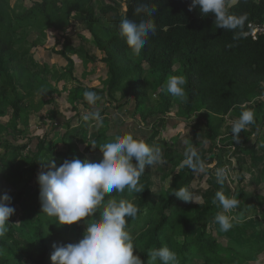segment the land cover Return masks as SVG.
<instances>
[{"label":"trees","instance_id":"obj_1","mask_svg":"<svg viewBox=\"0 0 264 264\" xmlns=\"http://www.w3.org/2000/svg\"><path fill=\"white\" fill-rule=\"evenodd\" d=\"M140 2H147L150 8H156L152 18L157 30L150 35L140 55L133 56L125 38L120 34L121 18L113 17L107 23H100L93 8V0H39L20 13L10 9L8 0H0V73L5 76L4 83L14 94L10 103L14 119L19 118L22 108L18 89L34 90L38 82L36 71H30L19 61L17 29L24 23L30 26L36 22L49 27L62 26L67 24L72 13L85 22L96 48L102 54L99 60L107 65V96L113 98L116 93H120L122 97L132 98L138 118L147 120L166 114L177 97L169 94L165 85L170 77L176 75H183L188 81L185 97L181 99L185 105L182 109L184 113L202 108L213 116L220 117L235 108L243 111V106L253 98L256 89L264 84V35L256 40L246 35L249 23L264 19V0H239L231 11L236 15L245 14L247 20L242 29L235 31L216 28L214 16H202L198 8L189 11L191 0ZM137 3L138 0H125L124 16L134 20L144 18L142 14L135 13ZM112 9L113 7H106L102 12L107 14ZM59 52L72 66V59L64 51ZM85 57L96 60L90 54H85ZM151 95L157 97L155 105L148 104ZM255 108L264 121V103L259 102ZM206 127L213 135H219L210 121L206 122ZM78 135V132L68 134V138ZM155 135L156 131L144 140L149 143L154 140ZM114 136L106 134L104 125L98 127V133L87 150L100 151V146ZM93 142L95 148L92 147ZM263 143L264 136L251 139L247 132L239 141L233 140L231 136L226 143L219 145V152L211 169L223 167L222 158L229 148L233 147L248 155ZM27 147L28 144H4L0 154V195L4 194L6 186L12 191L14 189L17 197L27 191V185L15 189L16 183L10 182L9 175L13 173L16 161ZM35 147L33 161L40 173L47 171L51 161L59 167L65 160L83 158L69 145L58 156L53 155L47 147L45 137L37 138ZM173 154V147L167 145L163 151L165 159L170 161ZM211 169L208 171L213 191L205 197L198 210L193 201L184 202L172 194L181 187L187 188L196 172L188 169L170 192H153L145 177H140L139 183L145 189L131 195L139 212L135 219L127 218V230L137 248L134 254L145 261V264H148L149 251L162 246L177 253L179 264H249L264 252V239L239 245L233 238L221 242L211 231V224L218 214L213 201L215 193L220 191ZM39 191L37 182L35 193L41 210ZM237 194L245 218L261 210L264 220V194L259 196L244 187L239 188ZM112 198L130 202L125 190L105 196V202ZM100 211L102 207L92 216L74 223L76 233L69 238L79 241L81 223L99 218ZM8 229L6 236L0 239V247L6 253L0 257V264H52L51 245L66 242L68 232V229L59 232L49 219L42 222L40 218L31 227H16L9 223ZM50 241H53L51 245ZM156 264H160L159 260Z\"/></svg>","mask_w":264,"mask_h":264},{"label":"rangeland","instance_id":"obj_2","mask_svg":"<svg viewBox=\"0 0 264 264\" xmlns=\"http://www.w3.org/2000/svg\"><path fill=\"white\" fill-rule=\"evenodd\" d=\"M35 1L39 0H8V6L20 13L31 8ZM106 7L113 9L104 14L102 9ZM93 8L99 22L107 23L113 17L124 16L125 0H93ZM17 37L19 61L30 71H36L38 82L34 90L18 89L22 108L19 118L15 120L10 104L14 94L4 83L5 76L0 73V154L5 143L28 144L27 149L16 161L13 173L9 174L10 182L16 183L15 189L23 185H27L28 189L21 197H17L15 190L12 191L6 186L4 194L7 193L12 198L11 206L15 208L14 214L9 218L11 225L31 227L36 225L37 218H40L42 222L49 219L51 225L59 232L68 229L67 234L65 233L66 242L51 245L53 241H50L53 251L54 245H67L78 241L69 238L71 234L76 233L73 224L58 225L54 218L45 216L38 208L35 186L40 171L33 161L37 138L45 137L48 149L55 156L69 145L82 155L81 161L96 162L102 159L101 151L87 150L98 133L96 121L84 119L91 111L103 112L102 125L106 127L108 135L133 133L146 139L156 131L154 140L148 144L159 146L162 154L167 145L172 146L174 154L170 161L163 155L162 162L151 167L146 166L143 176L153 192H170L188 170L187 167H179L186 149L184 141L192 143L206 164H214L219 145L230 139L231 123L241 113L238 108L220 117H215L202 108L184 113L182 111L184 103L181 99L175 98L165 115H157L147 120L138 118L132 98L122 97L120 93H116L113 98L107 96L109 79L107 65L99 60L101 52L96 48L85 22L75 13H72L67 24L62 26L49 27L39 22L26 26L24 23L17 29ZM59 51H64L72 59V66ZM85 54L94 56L96 60L86 58ZM85 91H93L100 97L97 104L89 105L85 101ZM156 100L157 97L151 95L148 104L155 105ZM259 102L264 103V84L256 89L253 98L243 106V110L254 111L257 124L248 126L245 131L242 130V133H239L240 139L245 132L250 134L251 139L264 136V121L255 108ZM207 121L218 130L219 135L215 136L208 130ZM76 132L79 133L78 136L68 138V134ZM222 161L226 178L223 183L217 180V184L219 190L226 196L237 194L241 187L256 192L259 196L264 194V143L248 155L233 147L229 148L224 153ZM208 170L205 173L196 172L187 187L195 197L193 203L197 210L202 207L205 197L213 191ZM218 170L219 168L211 169L216 178ZM166 181L169 185L167 188L164 187ZM125 191L128 200L134 204L135 200L131 195L136 192L127 188ZM214 204L218 208V213L223 211L219 201H215ZM228 215L243 216V206L240 205L238 210ZM261 215L262 211L259 210L248 218L243 216L242 221H233V227L227 232L222 231L214 219L210 229L221 242L233 238L240 243L239 245H244L247 242L263 240L264 220ZM85 228L86 222L81 223V229L78 231L80 239ZM249 264H264V254H260L257 260Z\"/></svg>","mask_w":264,"mask_h":264},{"label":"clouds","instance_id":"obj_3","mask_svg":"<svg viewBox=\"0 0 264 264\" xmlns=\"http://www.w3.org/2000/svg\"><path fill=\"white\" fill-rule=\"evenodd\" d=\"M239 0H191L189 11L198 8L202 16L213 15L216 28L222 30L242 29L247 16L236 15L231 11ZM137 15H143L139 20L127 16L119 22L120 34L125 38L133 56H139L148 42L150 35L157 30L152 18L156 8H150L147 2L138 0L135 8ZM187 78L183 75L172 76L165 87L169 94L177 98L185 97ZM43 91V89H42ZM84 99L89 105H95L100 97L93 91H85ZM85 120L94 119L97 127H102V118L98 111L88 113ZM255 113L243 110L231 123V136L239 141V133L254 124ZM186 149L180 168L187 167L193 172L205 173L214 165L201 160L196 148L188 140L184 141ZM95 148V142H93ZM102 159L99 162L81 161L73 158L65 160L59 167L54 161L49 162L47 171L38 175L39 200L41 213L54 218L58 225H72L102 207L99 218L86 221L82 238L76 243L54 245L50 256L52 264H145L138 255L133 237L127 230V218L135 219L139 209L125 200L109 199L105 196L113 192L129 191L141 193L145 188L139 183L146 166L162 162L163 154L159 146H150L142 138L133 133L116 134L110 141L100 146ZM226 170L217 171V180L223 183ZM168 182L164 187L167 188ZM178 199L189 202L195 197L186 187L172 192ZM238 194L226 196L223 192L215 193V201H219L223 211L218 213L215 221L224 232L233 227V221H242V215L230 216L239 209L241 201ZM11 197L5 193L0 195V239L8 232L9 218L15 208L11 206ZM5 250L0 247V257L5 256ZM148 264H179L177 253L167 246L152 249L148 253Z\"/></svg>","mask_w":264,"mask_h":264},{"label":"built area","instance_id":"obj_4","mask_svg":"<svg viewBox=\"0 0 264 264\" xmlns=\"http://www.w3.org/2000/svg\"><path fill=\"white\" fill-rule=\"evenodd\" d=\"M249 30L246 35H249L253 40H256L260 35H264V19L249 23Z\"/></svg>","mask_w":264,"mask_h":264},{"label":"crops","instance_id":"obj_5","mask_svg":"<svg viewBox=\"0 0 264 264\" xmlns=\"http://www.w3.org/2000/svg\"><path fill=\"white\" fill-rule=\"evenodd\" d=\"M261 254H264V252H263V253H261Z\"/></svg>","mask_w":264,"mask_h":264}]
</instances>
